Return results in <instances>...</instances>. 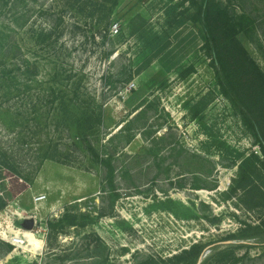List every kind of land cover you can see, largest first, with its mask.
Segmentation results:
<instances>
[{"label":"rangeland","instance_id":"obj_1","mask_svg":"<svg viewBox=\"0 0 264 264\" xmlns=\"http://www.w3.org/2000/svg\"><path fill=\"white\" fill-rule=\"evenodd\" d=\"M183 1L177 14L190 1L119 0L109 21L105 0H0L6 66L29 60L41 81L60 72L58 83L65 70L85 74L84 91L104 104L95 139L115 135L106 144L109 177L89 162L49 160L29 184L0 166L7 204L0 211V264H175L173 256L198 243L209 247L197 264H264V230L248 229L259 214L233 193L239 157L263 153L222 93L201 49L200 25L168 27V9ZM218 1L236 17L245 14L239 39L264 71V0ZM137 16L148 22L149 38L168 37L161 48L153 51L133 32ZM190 66L195 72L183 78ZM14 72L23 80V72ZM201 100L208 107L195 120L190 109ZM20 102L12 101L13 109ZM20 131L0 124V146L24 158L44 136ZM27 233L40 245L14 244ZM227 250L234 257H215Z\"/></svg>","mask_w":264,"mask_h":264},{"label":"trees","instance_id":"obj_2","mask_svg":"<svg viewBox=\"0 0 264 264\" xmlns=\"http://www.w3.org/2000/svg\"><path fill=\"white\" fill-rule=\"evenodd\" d=\"M105 1L110 4V21L119 0ZM186 1H190L191 7L180 14L177 11L184 6L185 1L170 6L167 11L168 27L177 30L189 22L200 25L201 28L197 31L203 41L201 49L211 60L222 93L240 110L245 126L256 137L263 153L262 159L255 153L239 157L242 159L240 173L233 190L235 194L241 193L237 195L249 212L259 214L255 225L248 226V229L259 235L258 232L264 230V71L251 58L239 39L240 21L245 19V14L236 17L218 0H202L200 4L195 0ZM135 20L133 32L138 33V38L153 51L161 48L168 40V37L157 34L149 38L146 30L148 22L140 16ZM6 52L5 48V52L0 53V124L10 132H26L32 139L43 134L44 140L38 148L31 144V148L35 149H31L32 154H25L24 158L11 155L0 146V166L29 184L34 181L42 164L49 160L66 165H74L79 161L89 162L99 170H104L108 177L112 175L113 157L106 151V144L115 135L109 138L104 136L105 139L98 141L95 139L104 126V104L99 106L96 98L84 91L85 74L65 70L62 78L64 81L58 83L61 73L55 70L48 80L41 81L38 78V67L29 60L15 66L16 69L7 67L6 64L10 63L7 62ZM108 55L111 57L113 51ZM15 70L23 72V80L15 75ZM193 72L194 67L190 66L181 76L186 78ZM15 100L21 102L13 109L11 102ZM207 107L205 100L192 106V118L200 120ZM23 139L28 138L23 136ZM21 165L26 166L28 171L21 172ZM6 206L3 199H0V211ZM62 221L65 222V219ZM66 221L68 225H74L67 218ZM208 247L205 244H194L181 254L173 256L172 261L175 264L190 261L197 264ZM234 254L233 250L220 251L215 257L222 260L234 257ZM237 261L235 259L230 263L236 264Z\"/></svg>","mask_w":264,"mask_h":264},{"label":"bare ground","instance_id":"obj_3","mask_svg":"<svg viewBox=\"0 0 264 264\" xmlns=\"http://www.w3.org/2000/svg\"><path fill=\"white\" fill-rule=\"evenodd\" d=\"M26 240H27V242H29L30 243V245H36V246H39L40 245V242L37 240V239H35V237H34V235L33 234H31V233H27L23 238L22 237H16L15 239H14V244L15 245H24L25 244V242H26ZM29 245V246H30ZM26 248V247H25ZM34 248V247H33ZM35 249V248H34ZM38 249V248H37Z\"/></svg>","mask_w":264,"mask_h":264},{"label":"built area","instance_id":"obj_4","mask_svg":"<svg viewBox=\"0 0 264 264\" xmlns=\"http://www.w3.org/2000/svg\"><path fill=\"white\" fill-rule=\"evenodd\" d=\"M113 31H114L115 33H119V28H118V26H114V27H113ZM3 197H4V192H3V188H2V180L0 179V199H3ZM38 200L41 201V202H44V201L46 200V196H40V197L38 198Z\"/></svg>","mask_w":264,"mask_h":264},{"label":"water","instance_id":"obj_5","mask_svg":"<svg viewBox=\"0 0 264 264\" xmlns=\"http://www.w3.org/2000/svg\"><path fill=\"white\" fill-rule=\"evenodd\" d=\"M26 226H28L29 228H32L33 227V222L32 221L26 222Z\"/></svg>","mask_w":264,"mask_h":264}]
</instances>
